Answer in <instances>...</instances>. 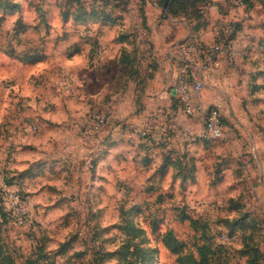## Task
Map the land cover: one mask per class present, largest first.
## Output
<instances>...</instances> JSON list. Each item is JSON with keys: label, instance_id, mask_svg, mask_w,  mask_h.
Instances as JSON below:
<instances>
[{"label": "rangeland", "instance_id": "1", "mask_svg": "<svg viewBox=\"0 0 264 264\" xmlns=\"http://www.w3.org/2000/svg\"><path fill=\"white\" fill-rule=\"evenodd\" d=\"M209 3L216 7L203 14L214 33L203 39L233 40L229 65L240 83L222 113L225 138L204 140L189 125L202 119L183 113L186 125L176 129L177 115L164 112L144 139V128L121 133L109 114L98 134L82 132L101 101L72 114L73 87L80 96L84 85L68 70V51L106 45L112 55L121 33L145 43L147 0L135 2L137 15L109 6L107 19L57 0H0V238L15 264H246L250 247L264 252V0L246 15L235 0ZM33 52L43 56L21 61ZM102 59L88 58L85 70ZM23 143L53 155L60 174L21 177V159L40 156ZM169 149L178 153L168 157ZM7 193L18 197L14 212Z\"/></svg>", "mask_w": 264, "mask_h": 264}, {"label": "crops", "instance_id": "2", "mask_svg": "<svg viewBox=\"0 0 264 264\" xmlns=\"http://www.w3.org/2000/svg\"><path fill=\"white\" fill-rule=\"evenodd\" d=\"M133 1L136 2L137 0ZM215 1L219 3L224 0ZM147 3L149 6L146 4L147 6H144L143 10L146 16L148 33L145 31L143 33L146 34L145 38L152 45V50L147 52L149 45L141 43L139 45L140 51L137 50V54L139 55H137L135 64L140 69L141 75H143L150 70L148 64L153 62L156 66L153 76L145 79L141 83L138 79L126 78L127 67L120 61L122 48L132 54L136 53L133 51V46L125 41L120 42L115 40V38H111L110 43L114 49L113 53L112 55H107L105 52V59L102 57L103 59L101 61L103 62H101L102 64H98L96 72L85 70V65L89 58V50L81 47L72 48L66 55L69 65L68 70L72 72L73 78L80 79V82H83L84 88H86H83V92L79 96L75 94H79L78 89L73 87L72 91L74 94L71 96H75L77 99L71 97L72 114L77 113L76 111L80 108L86 109L93 107L95 102L98 103V101H101L99 105L109 111L108 116L109 120L111 118V122H113L112 126L115 125L114 121L116 124L119 123L120 130H122L121 133L127 131L132 134L136 131L135 127L143 128L146 124L154 125V121L149 120V115L157 112L158 109L161 110L158 119L162 118L164 112L169 115L176 114L177 118H175V121L173 120V123H176L174 127L176 128L180 124L186 125V122L182 121L184 119L181 114L182 112L171 103V93L168 87L171 70L166 56L170 51L174 50L177 43L191 34L192 24L183 17L172 18L167 13V6L166 9L163 8L164 4L160 8L154 0H147ZM215 3H209V6L215 8ZM239 7H241L243 14L248 13V10L243 5ZM181 27L184 29V32L182 35H179L178 31ZM209 32L213 34L214 30L206 26L199 30L197 35L208 41L205 34ZM104 46L105 51H107L106 45ZM116 46L117 48H115ZM202 77L204 80V90L200 99L201 106L206 108L210 105H215L221 113H224L228 109L230 102H233L238 96L239 79L237 72L222 59L219 67L214 72L202 73ZM83 96H87L85 102H83ZM189 125L192 126V129H199L201 131L202 123L190 122ZM116 142L115 139H111L108 142V151L113 148ZM24 143L21 146L22 150L30 151L32 154L37 153L40 156L37 158L21 159V164L24 165L21 167L22 177L35 175L47 180L50 175V179L52 180L60 174L56 170L58 166L53 155L50 153H40L38 146Z\"/></svg>", "mask_w": 264, "mask_h": 264}, {"label": "built area", "instance_id": "3", "mask_svg": "<svg viewBox=\"0 0 264 264\" xmlns=\"http://www.w3.org/2000/svg\"><path fill=\"white\" fill-rule=\"evenodd\" d=\"M125 8L133 15H137L139 10L132 0L126 2ZM104 53L105 46H99L95 50L91 62L96 63L99 57ZM235 55V44L231 38L227 37L220 42L203 44L196 37L186 36L177 43L174 50L170 51L166 56V59L170 63L171 70L168 81L171 103L183 114L187 116H199L202 119L203 127L200 134L203 138L223 139L225 138V129L221 121L222 113L219 108L215 105L203 108L200 104V99L204 90L202 73L214 72L219 67L222 59L228 65L232 64L235 60ZM105 110V108L92 110L82 118L80 123L82 132H95V134H98L108 122V117H105L108 112ZM102 111H105V115ZM160 111L161 110L158 109L157 112L151 113L149 115V120L156 121L159 118ZM33 128H35V126H33ZM143 128V130H140L141 135L146 136V134L151 132V124H146ZM159 130L160 133H164L166 131L165 124L162 125ZM6 195L7 200L13 204L12 211L14 212V208L16 207L14 204L17 203L18 197L11 193H7ZM18 205H21V214H25L27 212L25 202L21 200V202H18ZM221 237L223 241L228 240L225 234H222Z\"/></svg>", "mask_w": 264, "mask_h": 264}, {"label": "trees", "instance_id": "4", "mask_svg": "<svg viewBox=\"0 0 264 264\" xmlns=\"http://www.w3.org/2000/svg\"><path fill=\"white\" fill-rule=\"evenodd\" d=\"M59 2L64 3L66 6H68L69 8L72 9H80V8H85L87 6L92 8H97L96 13L93 15L95 18H101V19H107V17L109 16V14H106L104 11L106 8H108L109 6H117L120 7L121 9H125V4L128 1H123V0H88V2H86V0H57ZM93 1V2H92ZM133 1V0H132ZM156 1L157 5L162 8L165 0H154ZM237 1V3H239L240 5H243L245 7V9L249 10L254 6L255 1L257 0H235ZM209 4V0H169L168 4H167V13L172 17V18H176V17H183L184 19H187L186 21H188L191 25V34L189 35V37H196L198 38L203 44H206L207 42L204 41L202 38H200L198 34V31L205 28L206 27V18L204 13L203 8L206 7ZM144 11V10H143ZM95 11L93 10V13ZM98 12V13H97ZM90 15V14H88ZM141 28L143 29V31L147 32V24H146V16L143 13V17L141 19ZM24 32V31H23ZM148 33V32H147ZM130 33H121L116 37L117 41L120 42H127L130 43L133 46V51L136 54H132L131 52H128L126 50H124V48H122V52H121V63H124L125 66L127 67V72H126V78H133V79H138V81L141 83L142 81H144L147 78H151L156 70V66L153 62H150L148 64L149 67V71L147 73H144L143 75H141L140 73V69L138 67H136V59H137V50H139V46H136L130 39ZM145 36V34H144ZM217 42V41H214ZM213 42V43H214ZM145 43L149 45V48H147V52H150L152 50V45L150 44V42L147 41V39L145 38ZM210 44V43H207ZM98 48V46L96 48H92V50L89 52V60L91 61L92 56L95 52V50ZM40 51V50H39ZM35 55H37V57L35 55L32 56V54H23L21 56V61H37L38 58L42 57L43 54L42 53H37V52H33ZM106 56V54L104 53L101 57H99V59L97 60L96 63H98L100 61V59H102L103 56ZM93 63V62H92ZM143 76V77H142ZM240 83V82H239ZM175 107V106H174ZM98 108H102V107H98ZM222 114H221V121H222ZM223 123V121H222ZM145 135H142L143 139H144ZM208 138H204V140H207ZM143 143H145L147 146H153V145H149L147 140L143 141ZM141 143V142H140ZM170 150V149H169ZM178 153V152H176ZM176 153H174V150H170V152L168 154H166V156L168 157H173L176 155ZM22 177V176H21ZM7 184H11V180L7 181ZM4 211V212H3ZM3 213L4 215H6L5 212V207L3 206ZM221 246V244H215L213 246L208 247V250L211 251H216V247ZM253 250H251V247L249 248L250 252L252 251L254 254L253 256H248L247 260H246V264H256L257 261H264V252L259 250V249H255L252 247ZM0 264H15L12 256L7 252L6 248L4 247V244L0 238ZM194 264H206V260L204 258H201L198 262H195Z\"/></svg>", "mask_w": 264, "mask_h": 264}, {"label": "water", "instance_id": "5", "mask_svg": "<svg viewBox=\"0 0 264 264\" xmlns=\"http://www.w3.org/2000/svg\"><path fill=\"white\" fill-rule=\"evenodd\" d=\"M169 0H165V3H164V9H166V6H167V3H168Z\"/></svg>", "mask_w": 264, "mask_h": 264}]
</instances>
